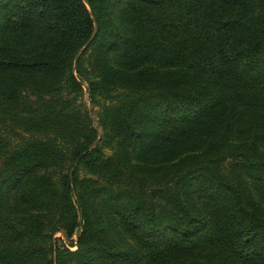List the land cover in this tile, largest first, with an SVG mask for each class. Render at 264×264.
Instances as JSON below:
<instances>
[{"label":"trees","instance_id":"16d2710c","mask_svg":"<svg viewBox=\"0 0 264 264\" xmlns=\"http://www.w3.org/2000/svg\"><path fill=\"white\" fill-rule=\"evenodd\" d=\"M0 264H264V0H0Z\"/></svg>","mask_w":264,"mask_h":264},{"label":"rangeland","instance_id":"374dc122","mask_svg":"<svg viewBox=\"0 0 264 264\" xmlns=\"http://www.w3.org/2000/svg\"><path fill=\"white\" fill-rule=\"evenodd\" d=\"M86 106H87V109L91 112L94 121L96 122V115H95L96 109L90 104L89 101H86ZM56 237H61L64 240L63 242L65 243V246L69 247L71 251L77 250L76 246L70 247L72 242L76 243L77 241L76 235H74L73 238L69 239L65 234L58 233Z\"/></svg>","mask_w":264,"mask_h":264}]
</instances>
